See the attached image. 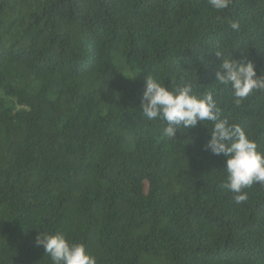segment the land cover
Listing matches in <instances>:
<instances>
[{
    "label": "trees",
    "instance_id": "1",
    "mask_svg": "<svg viewBox=\"0 0 264 264\" xmlns=\"http://www.w3.org/2000/svg\"><path fill=\"white\" fill-rule=\"evenodd\" d=\"M224 59L264 75V0H0V264H54L45 233L96 264H264V186L236 204L213 123L166 139L140 108L148 76L211 93L264 155V91L237 107Z\"/></svg>",
    "mask_w": 264,
    "mask_h": 264
},
{
    "label": "clouds",
    "instance_id": "2",
    "mask_svg": "<svg viewBox=\"0 0 264 264\" xmlns=\"http://www.w3.org/2000/svg\"><path fill=\"white\" fill-rule=\"evenodd\" d=\"M218 11L229 6L231 0H208ZM219 19V18H218ZM234 30H238L236 22H230ZM215 55L221 58V53ZM217 71L216 82L225 86L231 85L234 103L238 107L253 91H264V75L257 77L251 62L244 63L235 59L222 60ZM127 78V77H126ZM190 86L176 88L175 93L157 83L151 76L145 77L140 108L149 120L159 117L166 122L163 129L166 139H175L176 128L189 129L198 122H212L211 139L204 146L213 155L223 154L227 157V182L222 187L233 193L236 204L247 201L244 189L254 183L264 186V155L257 151V145L250 140L238 124H228L227 119H221V109L217 106L211 93H205L203 98L191 94ZM37 246H43L54 264H96L95 258L89 255L82 244H69L64 235L57 233L38 234Z\"/></svg>",
    "mask_w": 264,
    "mask_h": 264
}]
</instances>
